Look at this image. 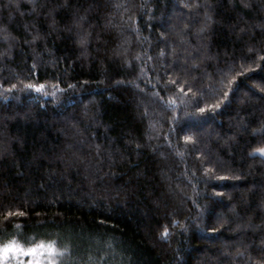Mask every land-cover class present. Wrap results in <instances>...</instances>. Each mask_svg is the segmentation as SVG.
Returning a JSON list of instances; mask_svg holds the SVG:
<instances>
[{"label":"trees","instance_id":"obj_1","mask_svg":"<svg viewBox=\"0 0 264 264\" xmlns=\"http://www.w3.org/2000/svg\"><path fill=\"white\" fill-rule=\"evenodd\" d=\"M262 124L264 0H0V242L264 264Z\"/></svg>","mask_w":264,"mask_h":264},{"label":"snow or ice","instance_id":"obj_2","mask_svg":"<svg viewBox=\"0 0 264 264\" xmlns=\"http://www.w3.org/2000/svg\"><path fill=\"white\" fill-rule=\"evenodd\" d=\"M117 6H119V5H117ZM83 20H84L83 16H80L78 19L74 18V25L77 28H79L81 21H83ZM207 20H210V17L206 16V21ZM109 23H111V22L109 21ZM207 28H208V24L205 22L201 25L199 32L203 33L207 30ZM69 30H71V29H69ZM87 36H88V34L86 32H78V43L81 46L86 45ZM33 39H36V37L34 36ZM250 51H251V49H250ZM161 55H163V51H162ZM33 68H35V65H33ZM231 70L232 69H229V71H231ZM245 71H247V69H245ZM235 80H236V76H232L231 80H229L228 83L231 85L232 82ZM176 82L177 81L173 77H170V79L168 81V83H170V84H174ZM222 82L223 81H221V83ZM15 87H16L15 85H11V88H15ZM26 87L31 88V89L39 92L45 88V85L44 84H28V85H26ZM69 87H71V86H69ZM179 87H180V90H183L185 87V84H181ZM187 91L191 92L192 87L188 86ZM156 95H159V94L156 93ZM194 95H195V93H194ZM224 96L227 97L228 92H225ZM161 99H163V97H161ZM171 103L175 104L176 101L171 100ZM207 107L214 110L215 108H219L220 105L219 104L208 105ZM199 111L203 113L205 111V108H200ZM261 128L264 129V124L261 125ZM253 131L255 132L258 130L254 129ZM183 140L185 142H192V143L196 142V138L193 135H185L183 137ZM257 152L259 154H261L262 156H264V147H260V148L255 149L253 154H255ZM206 171H207V169H206ZM14 214L22 215L23 213L9 212L5 215L4 219L7 220L8 216H11ZM172 223L175 224L176 221L173 220ZM249 226L250 225H244V227H249ZM182 227H183V225H182ZM239 227H241V225H237V228H239ZM168 232H169L168 228L165 227L163 229V232L161 233V236L166 238L168 235ZM262 243H264V241H262ZM37 250L46 251L50 255L56 256V255H62L63 253H65L67 251V248H57L55 241H47V242L39 241V242L31 243L30 246H28V247H24L21 244L20 240L17 239V237L13 236L11 239H7L3 242H0V264H7V261H9L13 255H19V254H23V253H27V254L31 255L34 252H36ZM237 254L239 255L241 253H239V251H238ZM29 264H31V261H29ZM49 264H54V260H50Z\"/></svg>","mask_w":264,"mask_h":264},{"label":"rangeland","instance_id":"obj_3","mask_svg":"<svg viewBox=\"0 0 264 264\" xmlns=\"http://www.w3.org/2000/svg\"><path fill=\"white\" fill-rule=\"evenodd\" d=\"M59 256H52L46 251L37 250L31 255L27 253L13 255L11 259L18 261L19 264H29V261H31V264H49L50 260H54V264H56Z\"/></svg>","mask_w":264,"mask_h":264}]
</instances>
